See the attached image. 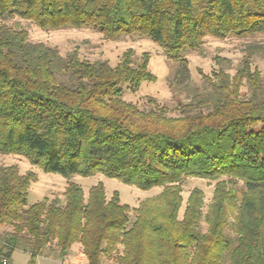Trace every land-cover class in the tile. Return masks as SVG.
Listing matches in <instances>:
<instances>
[{
    "label": "trees",
    "instance_id": "obj_1",
    "mask_svg": "<svg viewBox=\"0 0 264 264\" xmlns=\"http://www.w3.org/2000/svg\"><path fill=\"white\" fill-rule=\"evenodd\" d=\"M15 17L43 30L148 38L179 63L175 86L190 83L187 54L206 38L264 36V0H0V20ZM259 53L248 46L233 78H205L211 90L173 117L153 100L141 110L123 99L125 89L135 94L156 80L148 53L135 65L129 50L116 67L82 61L76 51L64 58L30 42L24 29L0 25V154L66 180L101 174L163 189L131 209L118 193L109 200L102 183L86 197L69 182L64 201L29 206L36 175L0 167V256L24 250L37 264L47 247L65 258L77 244L86 264H264V84L251 68ZM187 179L217 185L207 210L204 192L194 189L180 218Z\"/></svg>",
    "mask_w": 264,
    "mask_h": 264
},
{
    "label": "rangeland",
    "instance_id": "obj_2",
    "mask_svg": "<svg viewBox=\"0 0 264 264\" xmlns=\"http://www.w3.org/2000/svg\"><path fill=\"white\" fill-rule=\"evenodd\" d=\"M1 26L13 29H24L32 43H43L49 47L57 49L62 57L66 58L76 51L82 61L95 62L107 61L112 67H116L129 50L133 51L134 63L139 65L143 54L148 53L151 57V69L156 80L144 82L137 93L130 90L124 91L123 99L129 104L138 106L141 110H150L155 104L160 108H165L169 116H179L180 104H188L195 98H200L203 94L211 90V81L217 80L216 75L220 72L228 74L233 78L242 66L247 54L248 46L258 45L264 49V36H254L249 38L228 37L224 40L208 37L204 40L200 51L187 54L191 81L186 86H175L173 80L179 68V63L168 59L162 49L148 38L141 36H123L117 39H108L102 34H98L92 29L65 28L60 30H43L30 21L17 17L6 21L0 20ZM252 71H258L264 84V53H259L252 58ZM251 96V90L246 82L241 86L240 98L247 100ZM153 100L155 104L151 103ZM17 166L21 174L34 173L36 182L32 183L28 195L29 206L45 199L59 198L64 201V190L69 182L76 183L82 187L86 197L89 190L102 183L106 189V196L110 200L115 193H118L122 204L128 205L131 209L138 208L143 201L154 198L162 193L163 189L153 188L148 191L140 190L132 186L125 185L118 180L107 178L101 174L94 177H71L69 180L60 175L46 174L39 167L31 165L30 162L21 156L0 154V167ZM241 189L242 183H238ZM216 182L201 179H187L182 185L184 204L180 212V218L186 206V201L194 189H201L205 195V205L207 208L212 203ZM130 217L134 220V213ZM207 225L202 222L201 231H207ZM12 228L4 227L1 233H11ZM78 248V245L73 246ZM45 250L42 256L36 260L37 264H63L65 258H61L57 253H48ZM79 253L80 264H85L84 256ZM29 253L24 250H16L10 258L9 264H28ZM71 264H75L72 259ZM103 264H117L108 258L103 260Z\"/></svg>",
    "mask_w": 264,
    "mask_h": 264
},
{
    "label": "crops",
    "instance_id": "obj_3",
    "mask_svg": "<svg viewBox=\"0 0 264 264\" xmlns=\"http://www.w3.org/2000/svg\"><path fill=\"white\" fill-rule=\"evenodd\" d=\"M77 245V244H76ZM75 246V245H74ZM79 246V245H78ZM52 249H54V247H47L46 250H48L51 254L53 253L52 252ZM48 252V253H49ZM79 253H81V255L84 256L83 254V251H82V247L79 246L78 248H74L72 246L71 250L69 251L68 255L65 257V259L63 260V264H71V259L72 261L75 263V264H80L81 263V260L80 258L78 257L79 256ZM80 255V256H81ZM84 259H85V256H84ZM85 264H86V259H85Z\"/></svg>",
    "mask_w": 264,
    "mask_h": 264
},
{
    "label": "built area",
    "instance_id": "obj_4",
    "mask_svg": "<svg viewBox=\"0 0 264 264\" xmlns=\"http://www.w3.org/2000/svg\"><path fill=\"white\" fill-rule=\"evenodd\" d=\"M8 247V245H6ZM10 259L5 255L0 256V264H9Z\"/></svg>",
    "mask_w": 264,
    "mask_h": 264
}]
</instances>
